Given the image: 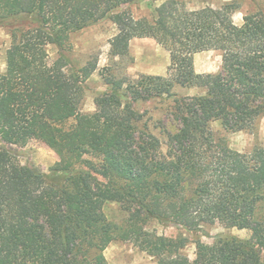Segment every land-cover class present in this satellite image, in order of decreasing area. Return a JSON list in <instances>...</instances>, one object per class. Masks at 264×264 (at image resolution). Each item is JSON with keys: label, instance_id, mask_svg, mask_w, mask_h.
<instances>
[{"label": "trees", "instance_id": "obj_1", "mask_svg": "<svg viewBox=\"0 0 264 264\" xmlns=\"http://www.w3.org/2000/svg\"><path fill=\"white\" fill-rule=\"evenodd\" d=\"M145 0H0V26L16 28L0 72V264H109L117 239L131 241L158 264H264V148L232 149L212 123L254 129L264 117V13L235 24L236 2L191 10L166 0L153 17H135ZM111 20V53L126 55L134 38H153L171 55L167 75L106 77L94 112H83L96 61L68 74L73 33ZM54 44L60 56L48 61ZM222 53L218 72H197L196 53ZM177 85L196 88L180 95ZM169 102L156 134L135 104ZM41 137L59 156L50 172L23 165L12 145ZM82 154L101 158V169ZM98 173L101 174V177ZM109 200L130 212L123 224L104 212ZM157 219L197 232L211 220L250 229L197 242L195 258L179 241L145 233Z\"/></svg>", "mask_w": 264, "mask_h": 264}, {"label": "rangeland", "instance_id": "obj_2", "mask_svg": "<svg viewBox=\"0 0 264 264\" xmlns=\"http://www.w3.org/2000/svg\"><path fill=\"white\" fill-rule=\"evenodd\" d=\"M166 0H145L131 5L135 17H153L155 9ZM191 10L201 9L205 6L222 8L225 4L236 2L238 10L233 14L235 24H242L248 14L263 12L264 0H180ZM29 22H15L0 26V72L7 66V49L12 42V33L16 28H27ZM117 26L111 20L101 21L85 29L77 31L71 36V48L68 55L71 63L66 72L74 71L86 65L89 61L97 62V69L87 79L82 103L83 112H94L97 109L98 97L108 88L106 77H129L136 79L140 74L167 75L171 64L170 53L153 38H134L130 43L126 55H113L111 53V39L117 34ZM48 61L52 63L60 56L59 48L50 44L47 47ZM197 72H218L222 65V53L209 50L196 53L194 56ZM175 90L180 95H193L199 91L177 85ZM135 107L144 113L143 122L158 135L161 127L168 119L170 103L158 99L139 101ZM212 128L218 137H224L228 145L241 152H252L257 148H264V117L261 118L254 129L232 131L224 128L220 121L212 123ZM23 165H35L45 172H50L60 163L58 154L50 148L41 137L32 138L26 145L10 146ZM82 159H90L100 172L101 158L95 155L82 154ZM100 176L101 174L98 173ZM102 177V176H101ZM103 178V177H102ZM104 212L112 222L123 224L130 215L122 201L109 200L104 206ZM145 233L151 236H166L179 241L183 245L181 251L195 258L197 242L212 243L216 235L228 233L242 238L251 236L250 229L229 227L218 220H211L203 225L197 232L186 230L174 224L162 223L157 219H146L141 222ZM109 264H158L157 258L142 250L131 241L117 239L110 243L104 251Z\"/></svg>", "mask_w": 264, "mask_h": 264}]
</instances>
